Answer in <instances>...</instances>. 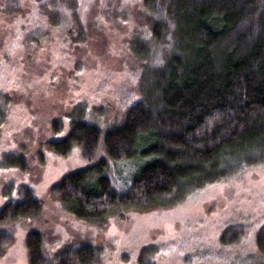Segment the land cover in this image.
<instances>
[{
    "label": "trees",
    "instance_id": "1",
    "mask_svg": "<svg viewBox=\"0 0 264 264\" xmlns=\"http://www.w3.org/2000/svg\"><path fill=\"white\" fill-rule=\"evenodd\" d=\"M0 11L14 17L0 22L11 34L0 59V130L12 85L28 71L23 63L45 42L55 41L77 74L84 64L75 52L99 32L101 58L121 57L132 74L121 114L107 116L79 97L65 114V135L41 142L33 157L24 146L2 150L0 168L28 174L31 163H44L42 149L65 158L77 147L84 164L53 183L47 198L88 224L211 184L242 183V205L215 227L202 219L206 229L193 230L181 264H264V0H0ZM63 116L51 120L53 132L64 129ZM1 195L0 256L15 226L43 213L31 180L9 179ZM82 237L56 240L53 231L29 229L27 264H104L118 243ZM121 249L120 264H170L164 245L144 244L133 258Z\"/></svg>",
    "mask_w": 264,
    "mask_h": 264
},
{
    "label": "rangeland",
    "instance_id": "2",
    "mask_svg": "<svg viewBox=\"0 0 264 264\" xmlns=\"http://www.w3.org/2000/svg\"><path fill=\"white\" fill-rule=\"evenodd\" d=\"M27 4H30V0H27ZM12 19V15L0 11V22ZM10 37L11 34L2 31L0 27V59L7 52L5 43ZM54 42H45L41 50L37 49L34 53L33 61L23 63L28 65L24 68L28 71L21 81H15L12 85L13 99L7 121L0 130V152L12 146H24L29 156L33 157L41 149V142L65 135V114L79 97L92 100L95 106L102 107L104 111L107 109V116L115 117L117 111L121 112L119 107L129 81L132 82L131 67L122 64L121 57L101 58L99 32L97 35H90L86 46L75 52L77 56L74 58L82 57L84 64L81 73L77 74H73L68 57L59 54ZM115 42L121 52L122 39H116ZM59 60L62 62L57 66ZM104 80L107 84L102 89L100 83ZM61 116L64 119V129L58 134L52 131L50 122ZM42 153L44 163H31L28 174L15 168H0V204L3 201L1 187L9 179L16 183L31 180L37 195L43 199L41 218L36 222L23 221L15 226L13 243L0 256V264H27L24 236L32 228L44 232L53 231L56 240H72L77 234L94 242L116 238L119 243L117 246L113 245V252L115 250L116 254L112 252L110 260L104 264H112V261L113 264H120L117 258L121 248L128 252V257L133 258L141 246L151 242L167 248L170 264H181L184 253L181 250L191 244L188 240L193 230L202 233L206 229L202 219L208 222L210 228L215 227L218 220L232 214L235 207L242 205L240 196L245 193L242 183L235 182L232 186L231 183H215L202 190L187 193L182 199L168 205L128 212L123 217L111 216L103 224H88L76 220L63 211L57 202L47 198V190L53 183L65 173L84 164L80 150L74 147L65 158L58 157L47 149H42ZM261 174L263 178L264 172ZM258 183L262 184L261 181ZM214 234L215 230L213 237ZM205 236L211 237L209 234Z\"/></svg>",
    "mask_w": 264,
    "mask_h": 264
}]
</instances>
